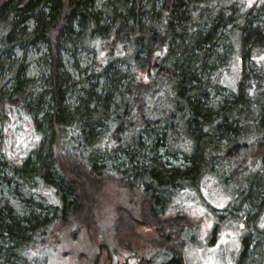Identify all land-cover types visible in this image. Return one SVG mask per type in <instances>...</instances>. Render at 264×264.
<instances>
[{
	"label": "trees",
	"instance_id": "obj_1",
	"mask_svg": "<svg viewBox=\"0 0 264 264\" xmlns=\"http://www.w3.org/2000/svg\"><path fill=\"white\" fill-rule=\"evenodd\" d=\"M250 1L0 0V179L51 207L19 214L0 199V264H45L47 250L67 238L95 239L94 253L83 251L94 264L101 254L109 264H185L183 239L196 222L182 204L205 178L238 187L236 207L250 190L264 192V38L249 47L260 62L243 58L258 75L237 65L232 96L217 104L211 92L226 90L232 67L217 52L224 14H238L226 38L236 34L231 47L242 56L264 11V0ZM101 16L109 23L100 25ZM37 41L49 72L34 81L22 61L8 63L15 46L26 55ZM63 45L94 55L82 79L63 68ZM118 61L126 71L111 69ZM24 120L37 141L18 158ZM178 154L182 164L168 160Z\"/></svg>",
	"mask_w": 264,
	"mask_h": 264
},
{
	"label": "rangeland",
	"instance_id": "obj_2",
	"mask_svg": "<svg viewBox=\"0 0 264 264\" xmlns=\"http://www.w3.org/2000/svg\"><path fill=\"white\" fill-rule=\"evenodd\" d=\"M256 1L258 0H251L250 3H254L256 6ZM99 3L98 1L96 4L97 9L101 7ZM102 3L104 2L101 1ZM237 9H239V6L236 7V11H238ZM236 15L228 12L224 14L225 20L230 17V21L228 25L226 22H223L219 29V34L223 35V43L217 47V52L218 54L220 52L222 55L228 53L232 60V67L231 71L222 77V85L226 90H221L222 93L211 91L212 98L217 104L223 101L224 98L232 96L231 94L233 93V87L236 81V68L237 65L240 68L244 67L243 58H252L254 62L261 61V57H250L251 48L249 47L251 43H255L258 39L261 40L264 38V11L257 14L248 27L253 36L250 35L251 38L250 42L247 43L248 45H243L245 49L242 56H238L239 53L236 51V46L231 47L236 34H231L233 36H230L229 39L226 38V35L229 37L230 31L235 28L233 17ZM106 20L105 16H101L99 21L100 25L109 23ZM30 27L33 28L32 23ZM256 33L259 35H256ZM82 35L83 33H80L76 36L77 47L80 45L78 39H81ZM259 36L261 37L259 38ZM34 43L35 45L26 51V55L23 50L15 46L10 53L8 67L12 66V69L14 65L22 61L25 78L36 81L39 77L46 79L49 70L43 60L47 50L40 41ZM60 56L63 68L73 80L82 79L81 76L85 70L89 72L95 60L94 55L90 51L76 48L72 52L64 45L60 48ZM214 64L218 65L219 61ZM8 67L3 69V76L7 74ZM250 68H254L252 74L258 75L257 68L253 64H249V67H244V71L250 74ZM111 69L124 72L127 70V65L118 61L112 64ZM213 79L214 77H212ZM97 81L99 84H103V79H98ZM31 122V120H24L18 124L19 129L14 141L18 158H23L28 154L37 141V137L32 135ZM261 129L264 130V122L262 123ZM183 157L182 154H178L175 158L169 157L168 160L171 163L182 164L184 162ZM216 168L217 165H213V170ZM228 169L227 166L224 167L222 173L225 174ZM255 181H257L256 178L253 179V182ZM18 189L17 184H8L0 179V199L7 200V203L17 213L25 214L27 211L26 208L28 207V209H36L43 215L49 214L48 210L51 207L42 195H35L34 193L30 198L28 197L29 199H26L24 196H21ZM237 189L238 187L235 185H223L221 178L208 177L202 182L200 194L197 196H189L188 200H185L182 204L188 210L187 215L191 221L196 222L194 223L195 230L192 239L191 234L186 237L187 239H183L185 240V246L183 248L185 264H264V211L260 214V204L264 200V192L261 189L257 192L250 190L246 198L241 200L239 206L236 207L234 205V190ZM103 193L105 196L100 199L101 208L103 212H107L109 206L106 204V200L110 198V195H107L106 192ZM105 198L107 199L105 200ZM136 210H140L139 205H137ZM122 213L126 215L124 212ZM134 217L138 220L141 219L137 215ZM78 237L83 236L79 235ZM95 242V239H63L59 248L55 245V249L47 250L48 260L45 264H94L92 261L93 258L90 259L89 255V257L83 255V251L84 247H87L88 253L93 254L95 251V248H93ZM87 245H91V247ZM161 258L157 259L160 264ZM109 261L107 256L101 254L99 262L97 263L109 264ZM119 264H123V261Z\"/></svg>",
	"mask_w": 264,
	"mask_h": 264
}]
</instances>
